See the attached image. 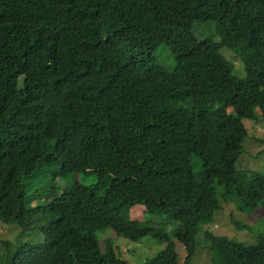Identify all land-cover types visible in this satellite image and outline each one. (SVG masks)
<instances>
[{"label": "trees", "instance_id": "16d2710c", "mask_svg": "<svg viewBox=\"0 0 264 264\" xmlns=\"http://www.w3.org/2000/svg\"><path fill=\"white\" fill-rule=\"evenodd\" d=\"M209 23L218 42L196 35ZM246 118L264 119V0H0V222L43 233L1 242L0 264H126L104 230L166 245L145 264H180L178 244L191 264L200 234L211 264H264V236L205 230L223 203L264 209V171L236 166ZM51 165L99 183L32 205L49 191L29 195V180ZM136 206L165 224L132 221Z\"/></svg>", "mask_w": 264, "mask_h": 264}, {"label": "rangeland", "instance_id": "374dc122", "mask_svg": "<svg viewBox=\"0 0 264 264\" xmlns=\"http://www.w3.org/2000/svg\"><path fill=\"white\" fill-rule=\"evenodd\" d=\"M199 39L212 38L218 42L216 27L214 23H209L198 28L196 33ZM220 56L234 66L235 74L244 78L246 71L244 63L237 58L231 51L224 49L220 51ZM155 57L167 68L172 69L175 61L166 47H161L156 51ZM252 110L259 114V108L252 106ZM244 123L249 132L248 138L244 142L245 154L242 155L236 166L238 170L264 171V119L255 122L252 119H244ZM80 183L85 186H92L99 183V178L93 173H77L67 177L58 175L56 165L44 167L42 171L32 176L29 180V195H38L37 191L46 193L42 198L35 200L32 205L43 204L46 200L52 198L51 195L61 192L64 188ZM40 197V196H39ZM223 209L216 213L214 221L206 227L215 236L225 237L235 240L247 246H254L256 238L264 236V209L257 208L248 213L236 209L234 204H222ZM130 218L135 222H148L162 226L165 224V217L150 215L146 213L143 206L132 208ZM239 223L247 226L249 230H237L233 224ZM168 231L175 228V224H167ZM100 246L103 252L107 251L109 245H112L115 254L126 264H145L154 259L160 253L166 250V245L156 242L152 238H146L139 242H132L119 237L113 230H104L97 233ZM9 242L16 246L23 244L37 245L43 243V233L39 230L28 233L23 232L17 226H8L0 222V243ZM197 254L194 256L191 264H211L210 254L207 244L204 242L202 234L199 235ZM180 264H183L185 253L180 244L177 245Z\"/></svg>", "mask_w": 264, "mask_h": 264}]
</instances>
